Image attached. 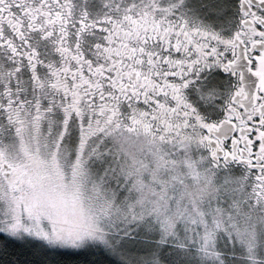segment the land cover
I'll return each instance as SVG.
<instances>
[{"label":"snow or ice","instance_id":"6c2138e0","mask_svg":"<svg viewBox=\"0 0 264 264\" xmlns=\"http://www.w3.org/2000/svg\"><path fill=\"white\" fill-rule=\"evenodd\" d=\"M0 264H264V0H0Z\"/></svg>","mask_w":264,"mask_h":264}]
</instances>
